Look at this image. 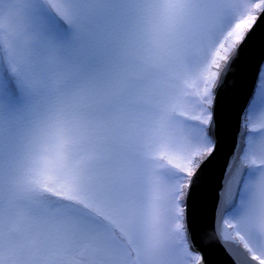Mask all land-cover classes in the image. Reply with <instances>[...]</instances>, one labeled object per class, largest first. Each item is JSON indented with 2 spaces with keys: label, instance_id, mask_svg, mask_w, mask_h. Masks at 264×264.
<instances>
[{
  "label": "snow or ice",
  "instance_id": "snow-or-ice-1",
  "mask_svg": "<svg viewBox=\"0 0 264 264\" xmlns=\"http://www.w3.org/2000/svg\"><path fill=\"white\" fill-rule=\"evenodd\" d=\"M262 27L264 0H0V264H206L190 200ZM232 148L210 242L264 264V58Z\"/></svg>",
  "mask_w": 264,
  "mask_h": 264
},
{
  "label": "water",
  "instance_id": "water-1",
  "mask_svg": "<svg viewBox=\"0 0 264 264\" xmlns=\"http://www.w3.org/2000/svg\"><path fill=\"white\" fill-rule=\"evenodd\" d=\"M264 58V27L257 29L255 38L249 43L242 55L234 75L228 77L226 87L218 96L219 151L205 168L200 185L193 191L188 209L189 241L195 254L206 258V264H233L218 243L212 240L213 229L231 233L222 222L217 220L218 208L215 194L218 186L225 182L232 164V140L236 128V114L245 102L249 89L253 87L257 64ZM232 234V233H231ZM233 235V234H232ZM236 258L237 264H258L246 250ZM195 264V262H194Z\"/></svg>",
  "mask_w": 264,
  "mask_h": 264
},
{
  "label": "rangeland",
  "instance_id": "rangeland-1",
  "mask_svg": "<svg viewBox=\"0 0 264 264\" xmlns=\"http://www.w3.org/2000/svg\"><path fill=\"white\" fill-rule=\"evenodd\" d=\"M259 117H257V119H258ZM161 163H164V164H166L167 163V161L166 160H164V161H161ZM231 230V229H230ZM231 233L234 235L235 233L231 230ZM195 254V253H194ZM250 254V253H249ZM251 255V254H250ZM194 262L195 261H193L192 262V264H194Z\"/></svg>",
  "mask_w": 264,
  "mask_h": 264
}]
</instances>
